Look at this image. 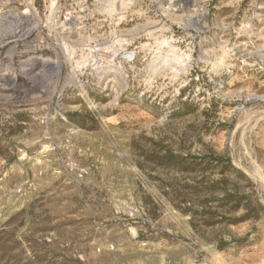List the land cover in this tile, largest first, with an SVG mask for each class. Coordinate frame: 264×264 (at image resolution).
Here are the masks:
<instances>
[{
    "label": "rangeland",
    "instance_id": "374dc122",
    "mask_svg": "<svg viewBox=\"0 0 264 264\" xmlns=\"http://www.w3.org/2000/svg\"><path fill=\"white\" fill-rule=\"evenodd\" d=\"M6 32L0 264H264V211L194 229L245 210L158 158L214 151L264 205V0H0Z\"/></svg>",
    "mask_w": 264,
    "mask_h": 264
},
{
    "label": "trees",
    "instance_id": "16d2710c",
    "mask_svg": "<svg viewBox=\"0 0 264 264\" xmlns=\"http://www.w3.org/2000/svg\"><path fill=\"white\" fill-rule=\"evenodd\" d=\"M78 116V113L69 114L68 117L73 121V116ZM75 120V119H74ZM80 125L83 126V124ZM159 159H162L161 163H166L169 166H176L178 169L182 171L187 172H196L198 169L201 172L200 177H194L192 178V183L189 184L187 187L194 190V192H205L207 194H210L211 196H215L216 198L223 201V204L221 207H228L227 210L229 212L232 211H239L241 209L245 210V213L238 217L233 216H227L224 214H220V212H217L218 210H212L211 206H208V203H210V200H204V205L201 206L202 212L207 213L211 217H219L217 219L214 218H207L203 219L200 223L195 220V217H191V225L194 229H198L200 225L205 226H215L218 224H239L242 222H245L251 218H258L261 211H264V205L260 202L259 198L255 197V206H252V203H254V200H250L252 195H243L240 194L239 191H228L227 185L230 183V179L227 177L225 173L228 172H235L243 177H246L245 173L238 169L232 161L227 158L224 159V156L218 155L216 152L212 151L209 154H190L188 153L185 156H180L173 152L172 150H168L165 154L160 155L158 157ZM220 169L221 178L214 179L212 178L213 170L216 168ZM222 191L223 193L220 195H216L218 192ZM247 202H244L247 200ZM208 209V210H207ZM183 212L185 213H197L200 212V210L196 209L193 210L191 206L187 207L186 209H183Z\"/></svg>",
    "mask_w": 264,
    "mask_h": 264
},
{
    "label": "bare ground",
    "instance_id": "6f19581e",
    "mask_svg": "<svg viewBox=\"0 0 264 264\" xmlns=\"http://www.w3.org/2000/svg\"><path fill=\"white\" fill-rule=\"evenodd\" d=\"M179 1V0H178ZM176 5V3H175ZM21 13H19L18 15H13L14 19L16 20L15 23H14V26L13 28L10 30V34L12 35L13 33H15L16 30L20 29V24L23 19V15H20ZM24 14V13H23ZM203 17V14H198V15H195L193 20L196 21L197 23H200L201 21V18ZM204 18V17H203ZM203 20V19H202ZM201 24V23H200ZM7 34L4 33L3 35H1L0 37H4L5 38V35ZM36 63L38 64H41L44 68H49V69H59L60 67V64H56V63H48V62H45V61H40V60H35L33 62H31V65L35 66ZM28 65V64H27ZM30 65V66H31ZM37 66V65H36ZM0 78L2 79L3 82H13L15 80V78L11 75V74H3L0 76Z\"/></svg>",
    "mask_w": 264,
    "mask_h": 264
}]
</instances>
